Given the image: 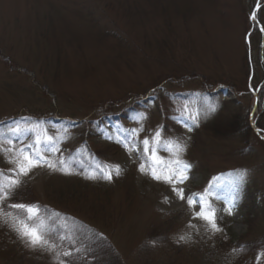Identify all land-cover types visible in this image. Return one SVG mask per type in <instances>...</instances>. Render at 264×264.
I'll use <instances>...</instances> for the list:
<instances>
[{"label": "rangeland", "instance_id": "374dc122", "mask_svg": "<svg viewBox=\"0 0 264 264\" xmlns=\"http://www.w3.org/2000/svg\"><path fill=\"white\" fill-rule=\"evenodd\" d=\"M258 2L260 9L262 0H0V120L21 117L26 120L21 127L40 122L49 134L59 130L67 138L57 155L65 158L86 138L100 162L122 169L111 181L103 179L106 187L47 200L48 184L73 181V174L62 177L36 168L22 178L35 197L67 208L105 234L122 264H135L150 228L172 217L165 247L147 240L166 264H231L223 261L222 252L230 242L249 238L244 236V209L235 204L232 215L225 212L235 201L232 196L207 193L222 229L213 234L204 221L193 219L186 200L176 198L169 185L139 171L141 161L121 145L87 137V132L99 111L123 114L119 125L127 129L139 127L133 115L146 113L141 140L157 125L164 126L166 138L187 139L183 159L195 171L182 185L186 194L202 193L218 173L237 170L262 195L264 208V143L243 133L225 135V140L213 134L216 128L227 134L247 121L264 140V129L255 122L264 128V111L257 107L264 82L259 67L264 65V30L252 35L253 25L264 23V9L259 16L256 9V19H250ZM207 92L215 97L202 101ZM210 106L214 112H208ZM189 114L198 116L195 123ZM47 116L58 123L47 125ZM185 123L198 129L196 139ZM10 167L0 154V169ZM189 222L196 228H189ZM1 226L0 264H57L54 253L26 247L14 231ZM186 233L193 239L177 243Z\"/></svg>", "mask_w": 264, "mask_h": 264}, {"label": "snow or ice", "instance_id": "6c2138e0", "mask_svg": "<svg viewBox=\"0 0 264 264\" xmlns=\"http://www.w3.org/2000/svg\"><path fill=\"white\" fill-rule=\"evenodd\" d=\"M259 7L258 2L257 10ZM255 11L250 19H256ZM214 111L215 106L208 108V112ZM147 118V114L143 112L133 115L132 119L137 121L139 127L121 128L119 131L122 135H119L116 143H119L130 156L141 161L139 171L142 174L150 175L155 181L169 185L176 198L186 200L188 208L193 210V219L204 221L213 234L222 231L218 224L220 217L217 210L211 207L206 199L209 189L206 188L202 193L186 194L185 188L182 187L190 179L189 173L192 168V165L183 159L188 147L187 139L166 138L164 126L157 125L154 131H150L141 140L140 134L145 131L143 122ZM189 119L195 123L198 116L189 114ZM184 126L191 131L187 123ZM64 132L67 133V129ZM27 133H31V136L28 137L29 142L24 143L23 138ZM66 138L67 135H62L59 130H56L55 134H49V129L40 122L29 123L27 127H21L19 122H15L14 126L7 128L6 131H0V154L12 165L6 171L0 169V225L14 231L26 247L54 253L57 264H75V261L80 259L77 254L84 255L91 251L80 241L79 230H69L57 225L55 221L59 219V214L48 213L45 217L39 204L8 201L23 184L22 178L27 177L36 168H46L51 172L58 171L64 174H71L74 171L70 158L57 155L61 151L60 142ZM106 139L112 140L113 137L107 135ZM162 150L168 153L167 157L160 155ZM85 171L90 179L101 178L109 181L114 175L119 176L122 173L119 164L107 162H97L94 167ZM244 175L245 173L241 172L237 182L242 181ZM165 201L167 202V197ZM234 205L235 201L225 208V212L232 215ZM197 207L200 210L194 211ZM188 226L196 228L191 222ZM192 239V234L186 233L179 236L177 243ZM259 258L260 253L257 254V259Z\"/></svg>", "mask_w": 264, "mask_h": 264}, {"label": "trees", "instance_id": "16d2710c", "mask_svg": "<svg viewBox=\"0 0 264 264\" xmlns=\"http://www.w3.org/2000/svg\"><path fill=\"white\" fill-rule=\"evenodd\" d=\"M253 2H255V0H252V3ZM262 9H264V0H262L261 8L257 11V13L255 12L257 16H259L258 14ZM260 24L264 29V23L260 21ZM252 31V35L255 33L260 34L257 25H253ZM258 46H260L261 48L260 42ZM259 59H261L260 55ZM259 67L261 70L264 71V65L262 63L259 64ZM252 74L255 76V73ZM176 97L177 96L174 94L170 95V98ZM206 97H215V93L210 95V93L207 92L204 95L200 96L202 101L203 99L205 101L206 99L209 100ZM111 107L112 106L110 105L107 109H110ZM257 107L260 113L264 111V82H262L260 88L258 89ZM218 110L219 108H217L216 111ZM99 112L100 114L98 119L92 120V123H90V125H93V128H89L87 132L89 135H87V137H91L90 135H92L106 138L107 135H111L113 137L112 140H109L111 145L119 147L120 144L116 143V140L118 139L119 135H122V133H120L119 131L120 128H122L121 125H119V121L123 119V116H121L123 114H107L109 112L106 111ZM121 113H124V110H121ZM43 120L45 123L49 122L47 123V125H53L54 123H58L57 118L54 120V118L50 116L45 117ZM170 121H173V119L171 118ZM15 122H19L22 125L24 124L23 122H26V120L21 117L2 119L0 120V131H6L7 128L14 126ZM255 122L257 127L264 129L262 124H260L259 120H257V118L255 119ZM242 126L243 127H238L232 131H228L227 134L221 133L218 128L213 129L214 138L225 140V135H240V133H243L244 137L255 136L256 138H258V140L264 143V140H261L258 135L254 133L252 128L249 127L247 121ZM191 129L193 140L196 139V136H194V134H197L198 129L194 127H191ZM27 135L28 134H26L25 137H28ZM12 139L18 140V138ZM192 140L189 141L190 144ZM80 144L81 145L74 148L69 154V158L72 160L74 166V171L71 172V174H73L74 180L65 183L61 182V184L58 185L52 183L48 184L50 186L48 188L50 194H45L47 200H49L50 197H52V199L54 200L57 197H61L62 199H64L66 197H70L71 194H75L76 192L83 193L84 189L86 190V187L95 189L100 187H106L105 183L107 182L103 181V179L88 178V174L85 170L89 169L90 167H94V165L100 161L98 155L92 152V150L88 146H86V138L83 139ZM191 171H195L193 166L190 172ZM57 173L61 174L62 177H64V173L58 171ZM239 177L240 173L237 170H226L214 176L207 186V189H209L208 194L217 197L232 196L235 199V204L241 206L244 209L243 223L246 225V232L244 236H247L249 234L248 240H241L243 238L241 237L236 242H234V244L230 242L227 246V249L222 252L221 257L225 263L230 262L231 264H264V208L262 204V195L258 194V191L254 188V186L250 184L249 179L247 180L246 178H243L242 181L237 182ZM26 183L27 182L23 181L21 187L16 191L15 195L8 201V203L23 202L39 204L42 208V211L45 213V217L48 213L59 214V219L55 221L57 225L67 228L69 230L78 229L81 233V235L79 236L80 241L87 248H90L91 251L84 255L77 254L78 256H80V259L76 260L75 264H122L120 255L114 249L110 242V239L105 234L100 232L94 226L90 225L85 219L77 217L76 215L72 214L73 212H69L67 208H64V210H62L59 208H54L49 204L41 203L35 197L33 189L28 186V184L26 186ZM64 185H66L65 188ZM240 190L243 191L242 195L239 193ZM176 216L179 217V215ZM173 218L175 217L169 219L174 223L175 220ZM161 219L163 220V218ZM170 220L166 221V219L164 218V220L158 226H153L150 228V230L146 234V241H144L145 243H143L138 249V251L140 252L137 254V257H135V264H166L165 258H160L159 254L155 255L152 250V245H150V242H148L147 240L152 239V242L161 243L162 245L160 246L165 247L167 244V231L165 230L170 225ZM46 223H48L47 220ZM258 224H260V226ZM6 227L7 226H1V229ZM156 230L161 231L157 233V236L153 237ZM93 234L96 235L93 236ZM101 235L103 239H101ZM258 253H260L259 259H257ZM5 264L17 263L6 262Z\"/></svg>", "mask_w": 264, "mask_h": 264}, {"label": "water", "instance_id": "95a60500", "mask_svg": "<svg viewBox=\"0 0 264 264\" xmlns=\"http://www.w3.org/2000/svg\"><path fill=\"white\" fill-rule=\"evenodd\" d=\"M257 9V5L254 7V9L252 10V12H251V14L253 13V11L254 10H256ZM251 14H250V16H251ZM258 24V27H259V29L262 31V28H261V26H260V24L259 23H257ZM255 96V95H254ZM254 100L256 101V98L254 97ZM256 103V102H255ZM255 103H254V106H255ZM250 116H252V114H250ZM251 128L254 130V132H258L259 130L257 129V128H255V126H254V124L251 122ZM261 138H263L262 136H261Z\"/></svg>", "mask_w": 264, "mask_h": 264}]
</instances>
